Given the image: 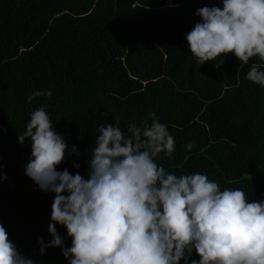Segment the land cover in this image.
Listing matches in <instances>:
<instances>
[{"label": "trees", "instance_id": "trees-1", "mask_svg": "<svg viewBox=\"0 0 264 264\" xmlns=\"http://www.w3.org/2000/svg\"><path fill=\"white\" fill-rule=\"evenodd\" d=\"M204 6L223 7L222 0H0V171L7 177L0 224L25 258L68 264L59 247L40 253V239H52L55 194L25 175L31 142H18L41 106L68 146L58 171L87 179L98 126L119 117L127 135L129 125L151 124L154 112L175 139L173 157L157 163L178 176L205 174L221 190L241 189L249 202L264 200V87L246 78L264 62L241 65L229 53L198 65L185 34ZM55 227L71 246L66 228ZM188 259L199 256L193 250Z\"/></svg>", "mask_w": 264, "mask_h": 264}, {"label": "clouds", "instance_id": "clouds-1", "mask_svg": "<svg viewBox=\"0 0 264 264\" xmlns=\"http://www.w3.org/2000/svg\"><path fill=\"white\" fill-rule=\"evenodd\" d=\"M223 7L195 12L201 22L185 34L198 65L229 53L249 64L264 62V0H222ZM264 87V70L253 63L246 74ZM51 92H35L27 97ZM151 124L98 126L85 179L68 169L57 170L68 146L54 130L45 107L30 115L18 142H31L25 175L41 191L54 193L48 233L40 253L59 247L68 264H264V200L249 202L241 189L225 188L202 173L167 171L158 159L172 158L175 139L156 114ZM186 147L190 150L192 145ZM71 153L79 155L75 146ZM163 154V156L161 155ZM78 168V164H74ZM2 167V166H0ZM0 171V180L6 179ZM66 228L64 245L55 225ZM193 250L199 260L188 257ZM0 264H34L8 238L0 224Z\"/></svg>", "mask_w": 264, "mask_h": 264}]
</instances>
